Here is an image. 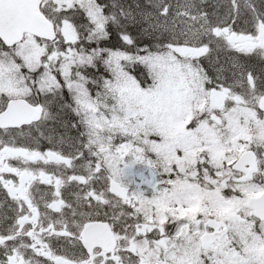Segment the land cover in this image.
Listing matches in <instances>:
<instances>
[{
    "label": "snow or ice",
    "instance_id": "1",
    "mask_svg": "<svg viewBox=\"0 0 264 264\" xmlns=\"http://www.w3.org/2000/svg\"><path fill=\"white\" fill-rule=\"evenodd\" d=\"M0 190V264H264V0H0Z\"/></svg>",
    "mask_w": 264,
    "mask_h": 264
},
{
    "label": "rangeland",
    "instance_id": "2",
    "mask_svg": "<svg viewBox=\"0 0 264 264\" xmlns=\"http://www.w3.org/2000/svg\"><path fill=\"white\" fill-rule=\"evenodd\" d=\"M93 46H95V45H93ZM223 59H224V56L222 55L221 56V60H223ZM140 70H142V66H141V69ZM99 71H100L99 74L103 73L104 69H103L102 66L100 67V70ZM66 94H68V96H69V92L67 91V89L64 90L63 97L66 98ZM65 104H67V103H65ZM50 111H52L53 113L57 114L58 117H59V119H57L55 121H51L50 120L51 122L50 121L47 122V124L44 127L45 128V132L44 133L47 134V135H43V136L37 135V137H39V139L37 141L38 146H39V149L41 147H43V145L46 144V142H48L47 140L52 141V143H49V145H48L49 148L53 147V145H57L58 146L61 136H64L65 138H67V137L71 136V135H69L70 132H72V133L76 132L75 129H71V130L67 129L65 127V125L68 124V123L65 122V121H62L63 120V116H64V113H63V111H64L65 113H67V115L68 114H71L72 120H69L71 123H75L76 122L77 117L74 115L73 111L70 108H67V107L61 108L60 107V102H55L51 106ZM52 122L58 123L59 126H54V124ZM49 132L50 133L59 132L60 134H57L56 133V138H53V135H50V137H48ZM61 133H63V134H61ZM77 135H78V133L76 135H72V137H75ZM44 136H47V137H44ZM65 141L67 142V140H65ZM30 146L36 147V143H33ZM62 150L63 151H68V148H67V144L66 143H65L64 148ZM68 174L71 175L72 173L69 171ZM72 188L75 189V187L72 186V185L67 186V188H66V190L69 191L70 195L74 192L72 190Z\"/></svg>",
    "mask_w": 264,
    "mask_h": 264
},
{
    "label": "trees",
    "instance_id": "3",
    "mask_svg": "<svg viewBox=\"0 0 264 264\" xmlns=\"http://www.w3.org/2000/svg\"><path fill=\"white\" fill-rule=\"evenodd\" d=\"M131 1L132 2H135V0H131ZM100 2H102V3H111V0H100ZM143 2L146 3L147 0H143ZM130 32L132 33L133 36H136L133 31H130ZM138 39L143 40L145 43H148L150 38L147 37V36H141V37H138ZM102 46H112V45L111 44H108V45H102ZM117 46H119V45H117ZM91 71H95V70H91ZM99 72H96V75H100ZM212 73H213V71H212ZM93 91H95V89H93ZM63 113H64V116H63V120L62 121H65V122L69 123L70 121H69L68 115L64 111H63ZM54 126H59V124L56 123V125H54ZM56 133H59V132H53V134H52L53 135V138H56Z\"/></svg>",
    "mask_w": 264,
    "mask_h": 264
},
{
    "label": "flooded vegetation",
    "instance_id": "4",
    "mask_svg": "<svg viewBox=\"0 0 264 264\" xmlns=\"http://www.w3.org/2000/svg\"><path fill=\"white\" fill-rule=\"evenodd\" d=\"M42 187H44L45 190H47V186H43V185H42ZM52 190L54 191V188H53ZM63 195H64L65 197H68V192H67V191H66V192L63 191ZM3 198H4V192H3L2 190H0V199H3Z\"/></svg>",
    "mask_w": 264,
    "mask_h": 264
},
{
    "label": "bare ground",
    "instance_id": "5",
    "mask_svg": "<svg viewBox=\"0 0 264 264\" xmlns=\"http://www.w3.org/2000/svg\"><path fill=\"white\" fill-rule=\"evenodd\" d=\"M126 2L131 3L132 1L131 0H126ZM129 30L133 31L135 33V35L138 36V32H137V29L135 27H130ZM138 37H141V36H138Z\"/></svg>",
    "mask_w": 264,
    "mask_h": 264
}]
</instances>
